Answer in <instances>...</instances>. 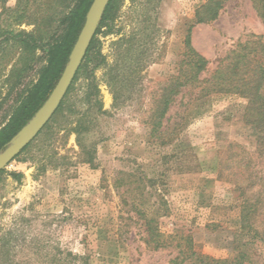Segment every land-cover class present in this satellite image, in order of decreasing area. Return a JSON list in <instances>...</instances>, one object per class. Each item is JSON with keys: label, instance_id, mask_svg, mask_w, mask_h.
<instances>
[{"label": "rangeland", "instance_id": "1", "mask_svg": "<svg viewBox=\"0 0 264 264\" xmlns=\"http://www.w3.org/2000/svg\"><path fill=\"white\" fill-rule=\"evenodd\" d=\"M21 1L0 0V26L30 31L47 10L58 12L51 31L61 32L67 8L53 0H29L31 16L15 25L7 9ZM206 1L113 0L112 20L95 35L61 107L0 176V264H171L182 236L217 259L233 256L238 241H252L238 234L240 207L263 196L264 148L256 144V127L243 119L246 98L224 92L196 98L195 90L181 88L165 116L170 125L180 122L174 139L161 145L150 136L149 116L185 66L189 27L192 46L208 61L201 77L238 41L251 34L264 41L255 0H226L216 19L192 25ZM43 55L37 50L5 100L11 62L0 60V126L15 93L35 81ZM115 61L124 81L114 105L106 78ZM77 120L89 126L88 163L72 131ZM260 204L257 221L264 225ZM143 213L154 215L151 227L166 246L149 242ZM249 256L245 264H264V243L250 242Z\"/></svg>", "mask_w": 264, "mask_h": 264}, {"label": "trees", "instance_id": "2", "mask_svg": "<svg viewBox=\"0 0 264 264\" xmlns=\"http://www.w3.org/2000/svg\"><path fill=\"white\" fill-rule=\"evenodd\" d=\"M29 0L18 2L13 9H7L10 17H13L15 25L24 22L25 17L31 15L27 13V3ZM35 1V0H34ZM61 8H67L60 19L63 26L60 33L52 32L51 25L58 12L45 10L38 13L39 19H34V28L30 31L17 29L9 25L0 26V60L11 62V66L6 74L4 85L7 88L5 97L13 94L16 88L22 83L25 75L29 72L32 64L36 61L37 50L44 52V61L37 70L35 81H30L22 89L15 93L11 112L7 121L0 126V152L9 145L11 138L33 117L35 112L43 105L51 90L58 81L76 41L78 33L84 23L85 14L92 0H53ZM226 0H207L196 10L194 24L208 23L217 18L223 3ZM264 0H255L256 8L261 18L264 20ZM113 0H109L95 35L112 20L110 9ZM37 20V21H36ZM27 24H31L27 21ZM33 24V23H32ZM192 27V26H191ZM191 27L188 28L184 40L186 62L182 72L178 76H172L170 82L164 88V92L157 101L153 113L149 116L150 136L154 137L161 145L169 144L177 134L180 122L169 124L166 118L173 96L179 93L181 88L195 90L196 98L207 96L213 92L238 93L246 98L243 109V119L256 127V144L264 148V41L260 36L249 35L244 41H238L229 54L218 60L216 68L208 77H201L205 71L208 61L199 54L191 43ZM95 35L90 42L87 52L70 84L64 98L69 93L77 73L81 69L83 62L88 57L89 52L95 46ZM127 50L132 44L127 45ZM89 60V57L88 59ZM117 61L108 67L106 85L110 88L114 105L117 104L122 89L124 76L119 72ZM96 88V87H95ZM92 93H86L84 101L90 103ZM63 99L57 110L61 107ZM94 103L100 112V101L95 97ZM94 104V105H95ZM2 103L0 102V106ZM1 108V107H0ZM56 110V111H57ZM89 126L85 121L77 120L72 131L76 135V142L82 152L84 151L83 162H90L91 156L89 148L83 144V136L89 132ZM29 143L22 151L14 157L17 158L23 153ZM5 171L0 170V176ZM14 178L20 173L10 172ZM263 196L250 202L241 204L239 235H249L252 241H238L232 247L234 255L224 259H217L197 252L193 248L189 235L182 236L183 244L178 245L177 255L170 260L171 264H245L250 262V242L260 241L264 243V225L259 223L258 217L264 202ZM147 227L150 243L155 247L167 245L165 239L159 232H155L151 227L154 215L143 213Z\"/></svg>", "mask_w": 264, "mask_h": 264}, {"label": "water", "instance_id": "3", "mask_svg": "<svg viewBox=\"0 0 264 264\" xmlns=\"http://www.w3.org/2000/svg\"><path fill=\"white\" fill-rule=\"evenodd\" d=\"M108 2L109 0L91 1L85 14L84 23L58 81L43 105L11 138L9 145L0 152V170L4 169L33 140L58 108L87 52Z\"/></svg>", "mask_w": 264, "mask_h": 264}]
</instances>
